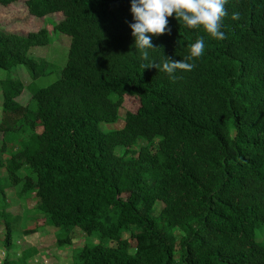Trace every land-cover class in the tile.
Segmentation results:
<instances>
[{"label": "trees", "instance_id": "16d2710c", "mask_svg": "<svg viewBox=\"0 0 264 264\" xmlns=\"http://www.w3.org/2000/svg\"><path fill=\"white\" fill-rule=\"evenodd\" d=\"M26 3L38 18L62 13L53 30L70 46L58 78L39 87L52 63L30 50L50 44L51 31L20 34L0 23V67L24 65L32 80L27 105L17 101L20 78L1 82L0 169L20 200L37 196L57 247L71 244L76 228L86 234L71 264H264V0H227L222 40L173 13L171 31L154 35L148 50L160 70L144 68L149 61L134 46L131 0ZM200 36L205 49L189 61L193 69L162 70L167 57H188ZM127 94L140 106L122 127L104 129L119 120ZM4 196L11 249L18 228Z\"/></svg>", "mask_w": 264, "mask_h": 264}, {"label": "rangeland", "instance_id": "374dc122", "mask_svg": "<svg viewBox=\"0 0 264 264\" xmlns=\"http://www.w3.org/2000/svg\"><path fill=\"white\" fill-rule=\"evenodd\" d=\"M27 0H16L9 5L0 3V23L7 30L20 34H27L30 31H37L43 26H47L51 31L52 41L48 45L34 46L30 50V55L34 57H47L52 63V73L47 76L39 77L34 81L39 87L47 86L58 78L60 69L66 63L70 37L62 32L54 31L53 25L56 21L62 18V13L47 15L43 18L32 16L27 8ZM20 78L25 84L22 94L17 98L22 105L30 103L32 93L28 87L32 81L27 68L24 65H18L14 69H4L0 67V127L7 123L4 120L2 110L3 94L1 82L6 79ZM140 106V100L137 97L127 94L124 97L123 105L120 109V118L117 122L102 123L104 129L120 128L125 124V114L128 111H136ZM14 116L12 120L18 119ZM41 128L39 127L38 130ZM5 132L0 130V145ZM18 137V136H17ZM15 139L9 145V152H14L17 148L18 139ZM8 174L6 170L0 169V190L4 189V194L7 195L10 205L7 210L13 215L8 217V220L13 221L17 226V233L14 232L13 247L11 249L4 247L5 224L0 220V264L6 256L10 260H17L14 264H25L18 259L22 255H30L27 264H71L72 255L76 248H80L88 238L86 234L79 228H76L71 233L73 242L62 247L56 246V230L45 222V217L37 210L38 198L35 194L30 195L25 201H22L17 196L18 187H11L8 184ZM0 197H5L0 192ZM161 205H158V209ZM19 215V216H17ZM21 215V216H20ZM23 228L32 230V233L22 235ZM124 237L130 238L129 233H125ZM257 240L264 242V225L258 227Z\"/></svg>", "mask_w": 264, "mask_h": 264}, {"label": "clouds", "instance_id": "9594fccd", "mask_svg": "<svg viewBox=\"0 0 264 264\" xmlns=\"http://www.w3.org/2000/svg\"><path fill=\"white\" fill-rule=\"evenodd\" d=\"M227 0H131V13L133 21L129 22L134 37V46L140 51L143 60L149 61V49L157 46L153 43V36L170 32L169 17L173 16L183 21L190 28L203 26L214 38L222 40L226 33L222 31V18L227 15L225 4ZM233 19L239 17L238 12L232 13ZM205 49V39L198 37L191 44L190 55L182 60H172L167 57L162 70L174 74L177 69L191 70L194 63L192 58L201 56ZM144 68L161 66L155 61H149Z\"/></svg>", "mask_w": 264, "mask_h": 264}]
</instances>
